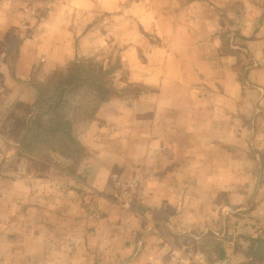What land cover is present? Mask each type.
<instances>
[{
  "label": "crops",
  "instance_id": "crops-1",
  "mask_svg": "<svg viewBox=\"0 0 264 264\" xmlns=\"http://www.w3.org/2000/svg\"><path fill=\"white\" fill-rule=\"evenodd\" d=\"M83 59L114 88L75 125L82 154L30 145L12 104ZM252 259L264 264V0H0V264Z\"/></svg>",
  "mask_w": 264,
  "mask_h": 264
},
{
  "label": "trees",
  "instance_id": "trees-1",
  "mask_svg": "<svg viewBox=\"0 0 264 264\" xmlns=\"http://www.w3.org/2000/svg\"><path fill=\"white\" fill-rule=\"evenodd\" d=\"M38 82L32 88L33 101L17 99L9 113L26 112L29 127L24 135L30 145L43 143L47 152L79 157L83 145L75 125L91 120L97 106L113 92L109 68L83 59L55 68Z\"/></svg>",
  "mask_w": 264,
  "mask_h": 264
},
{
  "label": "rangeland",
  "instance_id": "rangeland-1",
  "mask_svg": "<svg viewBox=\"0 0 264 264\" xmlns=\"http://www.w3.org/2000/svg\"><path fill=\"white\" fill-rule=\"evenodd\" d=\"M45 78H46V77H45ZM42 80H43V79H41V80L31 79L30 81H31V83H32V84H31V85H32V88H33V85H37L38 83H40V82H38V81H42ZM36 82H38V83H36ZM112 87H113V83H112ZM113 88H114V87H113ZM22 120H25V122H26V120H27V115H25V116H24V119L22 118ZM26 123H27V122H26ZM21 131L23 132V131H25V130H21ZM242 244H243V243L240 244V242H239V243L236 245V246H237V249H236V248H235L236 250L234 249V251L237 252V253H233V252H232V254H233V255H239V254H242V255H243V258H245V256H246L245 254L248 252V248H249V247L247 246V247L244 248V247L242 246ZM243 245H244V244H243ZM244 246H245V245H244ZM243 249H245V252L243 251ZM249 250H252V248H251V249L249 248ZM243 253H244V254H243ZM234 260H236V259L234 258ZM238 262H240V258H239V261H238ZM238 262H236V261L233 262V261H232L231 264H248V263H245L244 260L241 261V263H238ZM251 262H252V263H251ZM251 262H250L249 264H262L261 260H256V259H252Z\"/></svg>",
  "mask_w": 264,
  "mask_h": 264
},
{
  "label": "built area",
  "instance_id": "built-area-1",
  "mask_svg": "<svg viewBox=\"0 0 264 264\" xmlns=\"http://www.w3.org/2000/svg\"><path fill=\"white\" fill-rule=\"evenodd\" d=\"M202 264H206V263H202ZM210 264H227L225 260H218V261H214Z\"/></svg>",
  "mask_w": 264,
  "mask_h": 264
}]
</instances>
